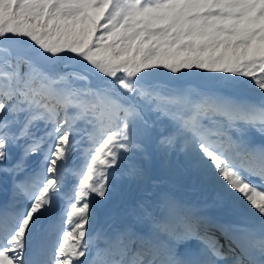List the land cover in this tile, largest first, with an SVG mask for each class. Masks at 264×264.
<instances>
[{
	"label": "snow or ice",
	"instance_id": "6c2138e0",
	"mask_svg": "<svg viewBox=\"0 0 264 264\" xmlns=\"http://www.w3.org/2000/svg\"><path fill=\"white\" fill-rule=\"evenodd\" d=\"M0 190V264H264V0H0Z\"/></svg>",
	"mask_w": 264,
	"mask_h": 264
},
{
	"label": "bare ground",
	"instance_id": "6f19581e",
	"mask_svg": "<svg viewBox=\"0 0 264 264\" xmlns=\"http://www.w3.org/2000/svg\"><path fill=\"white\" fill-rule=\"evenodd\" d=\"M80 163V161L79 160H77V162H76V164L75 165H77V164H79ZM69 183H71V181L69 180ZM1 197H3V191L2 190H0V198Z\"/></svg>",
	"mask_w": 264,
	"mask_h": 264
}]
</instances>
